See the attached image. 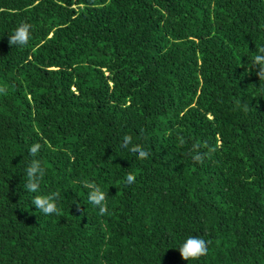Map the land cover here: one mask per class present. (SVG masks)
Returning <instances> with one entry per match:
<instances>
[{
    "label": "trees",
    "instance_id": "16d2710c",
    "mask_svg": "<svg viewBox=\"0 0 264 264\" xmlns=\"http://www.w3.org/2000/svg\"><path fill=\"white\" fill-rule=\"evenodd\" d=\"M259 46L264 0H0V264H264ZM193 144L215 151L197 163ZM55 192L60 215L32 204ZM190 235L209 251L185 261Z\"/></svg>",
    "mask_w": 264,
    "mask_h": 264
},
{
    "label": "clouds",
    "instance_id": "9594fccd",
    "mask_svg": "<svg viewBox=\"0 0 264 264\" xmlns=\"http://www.w3.org/2000/svg\"><path fill=\"white\" fill-rule=\"evenodd\" d=\"M32 25L24 22L17 26L13 33L9 36L10 46H27L32 39ZM257 54L252 59V69H256V75L259 77V81H264V46L257 48ZM251 70V69H249ZM0 93L6 94V88L0 87ZM247 110V105H245ZM181 144L185 143L184 138L179 137ZM131 145V147H129ZM42 145L40 143L33 144L30 149V155L33 157L28 167L26 168L27 181L24 185L25 190L31 193H37L40 190L41 182L46 174V169L43 166L41 160L36 159L39 150ZM122 148H128L130 152L137 154V158L144 160L149 156V152L144 150L141 145H132V137L126 135L123 137L121 143ZM200 144H193L191 149V156L194 162L203 163L204 159L211 155L215 151V148H209L208 152L200 151ZM125 181L128 185H132L137 181L135 173H128L125 177ZM84 187L88 189V203L99 209L101 215H105L108 211L107 197L108 193L101 189V187L94 182H84ZM59 193L55 192L50 195H36L32 204L36 209L44 215H60L62 209L58 206ZM77 207L80 205L77 203ZM209 241L199 236H188L186 240L178 248L183 260H198L199 258L206 256L209 248Z\"/></svg>",
    "mask_w": 264,
    "mask_h": 264
}]
</instances>
